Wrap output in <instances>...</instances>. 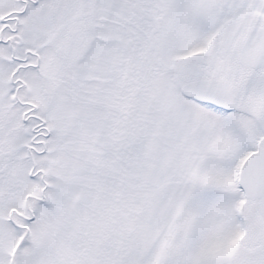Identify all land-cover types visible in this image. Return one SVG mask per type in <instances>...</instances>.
<instances>
[{"label": "rangeland", "instance_id": "obj_1", "mask_svg": "<svg viewBox=\"0 0 264 264\" xmlns=\"http://www.w3.org/2000/svg\"><path fill=\"white\" fill-rule=\"evenodd\" d=\"M254 25L264 0H0V264H264ZM213 79L233 112L179 93Z\"/></svg>", "mask_w": 264, "mask_h": 264}, {"label": "water", "instance_id": "obj_2", "mask_svg": "<svg viewBox=\"0 0 264 264\" xmlns=\"http://www.w3.org/2000/svg\"><path fill=\"white\" fill-rule=\"evenodd\" d=\"M257 33L262 35L256 36ZM257 41H260L261 45H258ZM254 48H261V50L252 52ZM251 55L254 58L250 60ZM239 62L245 68L264 67V31L255 29L247 35ZM179 93L185 99L198 104L212 106L223 111L234 109L228 89L220 81L190 82L183 85ZM238 184L246 199L259 200V214L264 217V154L253 153L247 158L240 169Z\"/></svg>", "mask_w": 264, "mask_h": 264}, {"label": "flooded vegetation", "instance_id": "obj_3", "mask_svg": "<svg viewBox=\"0 0 264 264\" xmlns=\"http://www.w3.org/2000/svg\"><path fill=\"white\" fill-rule=\"evenodd\" d=\"M253 29H259L260 31H264V27L262 26H259V25H254V26H249L246 30H245V33H244V40H243V44L242 46L244 45L245 41H246V38H247V35L253 30ZM262 34L261 33H257L256 36H261ZM257 44L258 45H261L260 44V41H257ZM242 46H241V49H242ZM241 49H240V52H241ZM257 50H261V48H258V49H253L252 52H256ZM240 52H239V56H238V63H239V58H240ZM251 52V53H252ZM250 53V54H251ZM250 60L252 58H254L253 55H251V57H249ZM240 68L244 71V72H247V73H254V72H263L264 71V67H261V68H244L242 67L240 64H239ZM214 80V79H213ZM228 87V86H227ZM229 90V94H230V97L232 99V102H233V105H234V109L236 108V103H235V100H236V96L234 95V93L228 88ZM216 111H219V110H216ZM222 112V111H221ZM233 112V111H232ZM260 152V153H264V151H261L260 149L259 150H254L252 152ZM251 152V153H252ZM248 202H252V203H256V205H258V200H250ZM262 220H264V218L260 217Z\"/></svg>", "mask_w": 264, "mask_h": 264}, {"label": "trees", "instance_id": "obj_4", "mask_svg": "<svg viewBox=\"0 0 264 264\" xmlns=\"http://www.w3.org/2000/svg\"><path fill=\"white\" fill-rule=\"evenodd\" d=\"M10 223H11V221H10Z\"/></svg>", "mask_w": 264, "mask_h": 264}]
</instances>
